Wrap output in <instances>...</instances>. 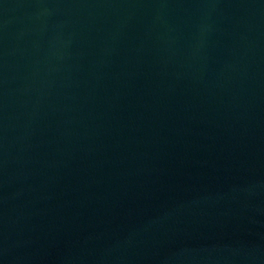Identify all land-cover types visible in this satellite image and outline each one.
<instances>
[{
	"label": "water",
	"instance_id": "95a60500",
	"mask_svg": "<svg viewBox=\"0 0 264 264\" xmlns=\"http://www.w3.org/2000/svg\"><path fill=\"white\" fill-rule=\"evenodd\" d=\"M0 264H264V0H0Z\"/></svg>",
	"mask_w": 264,
	"mask_h": 264
}]
</instances>
